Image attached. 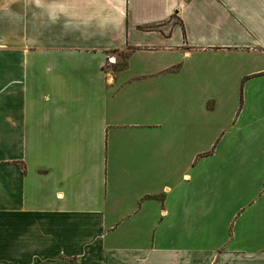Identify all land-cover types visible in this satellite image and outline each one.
<instances>
[{
	"label": "crops",
	"instance_id": "obj_1",
	"mask_svg": "<svg viewBox=\"0 0 264 264\" xmlns=\"http://www.w3.org/2000/svg\"><path fill=\"white\" fill-rule=\"evenodd\" d=\"M0 264H264V0H0Z\"/></svg>",
	"mask_w": 264,
	"mask_h": 264
},
{
	"label": "built area",
	"instance_id": "obj_2",
	"mask_svg": "<svg viewBox=\"0 0 264 264\" xmlns=\"http://www.w3.org/2000/svg\"><path fill=\"white\" fill-rule=\"evenodd\" d=\"M106 64H107V66L114 65L115 64V60L113 58H108L107 61H106Z\"/></svg>",
	"mask_w": 264,
	"mask_h": 264
},
{
	"label": "rangeland",
	"instance_id": "obj_3",
	"mask_svg": "<svg viewBox=\"0 0 264 264\" xmlns=\"http://www.w3.org/2000/svg\"><path fill=\"white\" fill-rule=\"evenodd\" d=\"M122 59H123V58H122ZM122 59H119V61H118V63H117V64H120L121 67L123 66L122 64L124 63V62H123L124 60H122Z\"/></svg>",
	"mask_w": 264,
	"mask_h": 264
},
{
	"label": "clouds",
	"instance_id": "obj_4",
	"mask_svg": "<svg viewBox=\"0 0 264 264\" xmlns=\"http://www.w3.org/2000/svg\"><path fill=\"white\" fill-rule=\"evenodd\" d=\"M37 3H39V0H37Z\"/></svg>",
	"mask_w": 264,
	"mask_h": 264
},
{
	"label": "trees",
	"instance_id": "obj_5",
	"mask_svg": "<svg viewBox=\"0 0 264 264\" xmlns=\"http://www.w3.org/2000/svg\"><path fill=\"white\" fill-rule=\"evenodd\" d=\"M123 67V66H122Z\"/></svg>",
	"mask_w": 264,
	"mask_h": 264
}]
</instances>
